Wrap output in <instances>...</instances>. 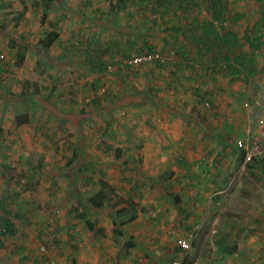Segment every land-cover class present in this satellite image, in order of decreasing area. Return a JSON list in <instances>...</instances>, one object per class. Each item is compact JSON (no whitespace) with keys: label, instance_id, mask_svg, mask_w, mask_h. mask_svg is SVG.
I'll return each mask as SVG.
<instances>
[{"label":"crops","instance_id":"crops-1","mask_svg":"<svg viewBox=\"0 0 264 264\" xmlns=\"http://www.w3.org/2000/svg\"><path fill=\"white\" fill-rule=\"evenodd\" d=\"M209 1L215 7L208 6ZM88 11L96 13L95 6L89 7ZM118 13L125 14L122 23ZM135 14L140 18L139 25L142 27L138 30L142 32L134 31L137 30L134 26ZM49 15L55 17L53 13ZM112 15L115 19L112 21L113 25L125 24L130 28L120 36L115 32L114 36L121 37L123 43L122 40L119 39L118 42V39L114 38L105 42V46L118 47L124 44L132 48L138 43L167 51L169 45L177 44L182 50L181 58L170 62L174 66L152 63L150 71L141 73L140 83L133 80L135 84L131 81L122 84L120 81L121 85L118 86L124 88V92L113 85L119 81H113V67L116 69V64L108 65L105 70L106 64L109 63H103L102 72H93L94 80L98 81L101 73H107V79H111L112 83L104 93L108 99L103 103L105 106L94 110L97 112L95 119L100 120V117L107 114L109 116L110 111L118 121H127V125L132 123L131 126H138L140 132L137 129V132H130V135L134 141L144 145L141 155L143 171L154 181L146 182L141 188H137L135 179L142 173L130 164L128 167L124 166L125 155H121V149L116 145L111 156L118 161V166H107L106 170L100 166L102 171L96 173L104 175L103 181L119 189L124 200L116 206L132 208L128 218L121 220L125 223L123 227L118 228L116 223L114 224L121 234L114 229V236L110 234L106 239H101L97 235L93 242H82L81 245L78 243L77 247H66L61 245L57 238H52V248L48 250L47 259L50 264H107L103 262L105 257L112 255L122 244L123 253L127 257L120 256V264H135V261L137 264H144L143 260L152 264H156L154 261L165 264L166 259L160 256L161 251H167L168 247V254L172 255L174 262L176 255L182 250L178 244H174L175 235L177 238L186 239L191 232V226L198 227V224H201L209 228L203 231V238L213 239L216 244L211 249V258L204 264H220L223 259L221 264H229L231 262L227 256L221 257L227 255L229 250L225 246L227 238L237 230L242 232V236L248 237L256 236L258 230L264 231V181L259 179L264 177V135L261 137L257 134V121L264 113L263 0H153L151 3L148 1L146 10L139 14L126 5L124 9L116 10ZM78 21L82 26L85 18L81 22L79 17ZM62 25L67 28L64 36L67 41L76 33H86L90 30L91 36L102 30L91 25L80 28L70 22ZM202 28L209 32L204 37L202 46H210L209 42L212 41L222 50L215 48L213 52H195ZM209 30L215 33V38L209 36ZM56 31L59 35L54 43L62 41L60 30ZM108 31L111 34L113 30L105 28L104 32ZM136 33L143 34V37L136 38ZM75 40L84 38L77 37ZM222 55L225 56L221 60ZM115 58L113 63L123 60L117 56ZM187 62L192 66L188 64L186 70L181 69ZM224 62L230 64L227 70H223L220 78L216 80L210 78L207 73L214 72L213 69L218 65L216 63ZM125 92L132 96L128 97ZM135 96H139L141 101L135 102ZM90 118L83 119L82 127L86 126L85 122ZM65 123L69 125L68 120ZM20 137L23 142L28 141V136L22 133V129ZM257 140L259 153H252V147ZM251 157L253 159L248 161ZM130 158L134 160L135 156L131 155ZM242 173L247 179L243 184L236 183L238 189H234L242 194H245V190L248 193H236L231 197L232 184L238 174ZM137 190L144 194L141 200L135 198L139 195ZM168 190L172 191V194L167 192ZM123 191L129 195H125ZM235 197L238 199L232 204L233 207L228 206L230 203L226 205V200H234ZM138 201H141V206L139 204V208H134V202L138 204ZM239 214L241 218L238 217ZM234 219H239V223L257 222V225L262 226L254 230L241 227L238 223L235 229H231L233 226L230 223ZM141 220L148 222V225L146 228L142 225L143 230L139 232L137 224ZM84 222L88 232L81 236L84 240H89L95 235L92 229L94 221L85 218ZM88 222L91 224L90 231ZM115 239L119 240L116 245ZM138 239H145L146 243H140ZM130 240L133 241L132 245ZM134 242H137L136 246ZM3 248L5 247H0V264H41L38 257H33L32 260L27 259L28 256L25 259H18L17 256L12 258ZM130 250L132 255L129 257ZM254 252L249 262L262 264L264 248H256ZM89 255L90 257H87ZM87 259H92V262ZM198 261H202V258L196 257L193 263L197 264ZM234 263L240 264L241 260L236 258Z\"/></svg>","mask_w":264,"mask_h":264},{"label":"rangeland","instance_id":"rangeland-1","mask_svg":"<svg viewBox=\"0 0 264 264\" xmlns=\"http://www.w3.org/2000/svg\"><path fill=\"white\" fill-rule=\"evenodd\" d=\"M110 1L114 0H57L55 2L57 11L52 13L55 17L57 16L54 24L56 29L61 32L62 41L54 43L49 48H40L38 39L48 30V23L53 21L55 17L52 18L48 13L41 21L43 8L40 0H0V226L4 219L14 223L12 225L13 233L10 235L0 233V238L5 245L4 252L8 253L9 256L11 255L12 258L17 256L18 259H25L28 256L27 259L32 260L38 257L41 264H50L47 253L52 248V238H57L58 242L66 247L69 245L77 247L79 246L78 243L81 245L82 242H93L97 235L101 239H106L110 234L114 236V229L116 228L115 225L112 226L110 216L106 214L108 211L111 212V217L115 219L118 228L124 226L125 223L121 220L127 219L132 212V208L128 209L124 205L109 208L107 201L95 209L85 205L83 208L86 211V216L82 219L73 218V212L67 211L72 208L75 200L85 199L96 191L98 180H103L105 177L96 173V171H102L100 166H103L105 170L107 166H118V161L111 156L116 145L120 147L121 155H125L126 163L124 166L128 167L130 164L142 173L138 179H135L137 188H141L142 184L146 182L154 181L151 176L145 175L143 171L144 165L141 155L144 145L139 141H134L130 135V132H137L138 126L133 127L131 126L132 123L127 125V121H118L112 116L113 114H110V111H108L109 116L107 114L102 118L100 117V120L99 118L96 120L94 117L97 113L94 110H99L105 106L103 103H106L108 99L104 93L112 84L111 79H107V73H101L99 80H94L93 74L95 73L93 72L99 74L103 70V63H109L106 64L105 70H107L108 65H117L116 69L113 67L115 73L113 81H119L114 82L113 85L118 90L122 89L123 92L125 89L118 86L121 85L120 81L122 84L125 81L133 82V80L140 83L141 73L150 71L152 68L150 65L152 61L146 63L136 61L129 65L124 64V59L131 58L138 52L139 48L143 47L138 43H135L132 48L122 44L118 47L116 45L110 46L108 51H99L100 48H98L99 44L97 43L103 47L105 42L112 41L114 38L118 39V42L119 39L122 40L123 43V39L119 36L125 33V30L122 31L119 29V25L112 24V21L115 20L112 14L103 13V11H107ZM127 1L131 10L139 14L146 10L149 0H143L144 2ZM253 1L250 0V2ZM21 2L26 3L27 6L22 17L16 22L4 26L5 19L9 18L6 13L7 10L15 8ZM94 6L96 13H89L88 8H94ZM118 15L119 21L125 20V14L118 13ZM79 17L81 22L85 18L82 26L91 25L92 27L97 26L99 30L102 29L96 32V35L93 34L97 37V45L89 42V40L92 41L90 30L86 33H76L69 41L64 37L67 28H64L62 24L70 22L71 24L75 23V26L78 27ZM133 17L135 19L134 25H139V16ZM96 19L98 21H95ZM107 27L113 30L111 34L109 31L104 32ZM115 32L119 36L115 37ZM70 33L73 34L74 31ZM77 37L84 38V40L77 41L75 40ZM141 37L143 34L136 33V38ZM10 42L15 44L22 42L27 46L25 59L21 66L14 64L15 49L14 45L9 46L11 45ZM169 48L170 45L167 50ZM217 49L222 50L220 47ZM115 56L123 59L122 62L113 63L116 60ZM170 61L169 59L166 64L161 66H174ZM189 65L192 66L191 63ZM216 65L217 68L215 65L212 67H215L213 73L212 71L207 73L213 80L220 78V73L225 69L227 70V66L230 64L224 62L216 63ZM180 68L186 70L187 66L183 65ZM24 69L31 71L36 69L38 71L34 75V79L40 87V92L37 95L31 94L32 81L29 80L28 83H25ZM229 73L232 72L229 71ZM34 79L32 78V80ZM124 94L128 97L132 96L128 92ZM97 98H99L98 101L93 102ZM140 101V97L135 96V102ZM101 115L102 113H100ZM85 117L91 118L86 120V126L82 127L81 123ZM67 120L69 125L65 123ZM257 124L259 129L257 134L263 137L264 121L263 124L257 121ZM20 126L22 133L27 134L28 141L23 142L21 140V129L18 130ZM138 132H140L139 129ZM73 151L79 152V156L74 158ZM131 155L135 156L134 160L130 158ZM123 174L125 175V172ZM6 177L8 180H5ZM245 179L247 178L244 173L238 174L235 184L233 183L231 187V197H234L236 193L239 195L248 193L247 190H245V194H242L234 189L237 186L236 183L243 184ZM259 179L264 181L263 176ZM157 181L159 182V180ZM159 188H161L160 182ZM167 192L172 194L170 190ZM124 194L129 195L125 192ZM137 194L139 195L135 197L136 200H141L144 194H141V190ZM237 199L238 197H235L234 200H226V205L230 203L228 206L233 207L232 204H235ZM138 202V204L134 202V208L141 206V201ZM236 208L239 209V207ZM240 215L238 217L241 218ZM85 218L88 221H94L92 229L95 235L89 240H84L81 236L88 232L84 222ZM237 220L239 219H234L230 223L233 226L231 229H235L234 227L239 224L241 227L253 228L254 230L262 226L261 224L257 225V222L248 224L239 223ZM137 225H139V232H141L143 226L146 228L148 222L141 220ZM262 228L264 229V227ZM208 229L206 225L198 224V227L192 225L191 232L185 239L188 247L180 250L174 262L172 255L168 254L169 247L167 251L163 249L160 257L166 259L164 263L179 264L184 256L191 260L190 264H195L193 261L196 257L202 258V261H198L197 264L206 263L212 256L211 249L216 246L213 239L203 238V231ZM261 230H258L256 236L251 237L242 236V232L237 230L225 240L227 243L225 246L229 250L227 255L221 257L227 256L231 262L229 264H235L236 258L241 260L240 264H257L256 261L254 263L249 261L256 248H264V231ZM175 236L174 244L177 245V235ZM130 241L132 245L133 241ZM137 241L146 243L145 239H138ZM118 243L119 240L115 239L114 245ZM136 244L137 242H134L135 246ZM146 247L150 246L146 245ZM123 250L124 246L121 244L112 255L106 256L103 262L120 264L119 257H127ZM128 253L130 257L132 250ZM134 255L136 258V254ZM77 256L80 257L78 254ZM144 257L146 259V256ZM148 257L151 258V256ZM69 258L68 255L67 259ZM223 260L220 261V264ZM89 261L92 262V259ZM143 262L144 264H152L146 260ZM154 262L156 264L161 263Z\"/></svg>","mask_w":264,"mask_h":264},{"label":"trees","instance_id":"trees-1","mask_svg":"<svg viewBox=\"0 0 264 264\" xmlns=\"http://www.w3.org/2000/svg\"><path fill=\"white\" fill-rule=\"evenodd\" d=\"M56 1L57 0H40L41 7L43 8V11L41 13V21H43V19L46 17V14L57 11L56 8H55V6H56L55 2ZM138 1L141 2L143 0H138ZM151 2H153V0H149V3H151ZM126 5H128V1L127 0L110 1L108 3L107 11L106 12L103 11V13L105 12L106 15H107V13L109 15H111L116 10L124 9ZM209 5L211 7H213L214 4H212L209 1L208 6ZM214 7H215V5H214ZM26 9H27V6H26V3H24V2H21V3L17 4L15 8H9L7 10V12H6L7 16L9 18L7 20L5 19L4 26L19 20L22 17V15L24 14ZM99 13H100V11H99ZM75 14H77L76 11H75ZM55 20L56 19H54V21ZM54 21H53V23H49L48 24V26H49L48 30H46L44 32L43 36L38 39V45L40 46V48H49L51 46V44H53L56 41V39L58 38L59 34L56 31V26L54 24ZM106 22H108V21H106ZM134 26L137 29V30H134L135 32H142V31L138 30V28L140 29L142 26H140L138 24H136ZM129 28L130 27L127 26V25H121V26L119 25V29L122 30V31L123 30H125V31L129 30ZM206 30L207 29H205V31H204V29L202 28V30L200 31L199 34H201V36L198 37V40H197L198 44H197V47L195 48V50H196L195 52H200V51H203V50L205 52L206 51L213 52V50L215 48L216 49L218 48V46H215V44L212 41L209 42L210 46H205V47L202 46V41H203L204 37L207 36V34L209 33V32H206ZM209 31H210L209 36L212 37V38H215V33H213L211 30H209ZM96 38L97 37L92 34L91 35L92 41L89 40V42H91L94 45L99 44V47H98V48H100L99 51H108L109 46L100 47V43H97L98 40ZM209 40H210V38H209ZM10 44L11 45H9V46H13L14 45V49H15L14 50V64L16 66H21L23 64L24 59H25L27 46H26V44H23L22 42L21 43L18 42L16 44L10 42ZM142 44H143V42H142ZM213 44H214V46H213ZM181 52H182V50L179 49L177 44H171L170 48L167 51H160L159 49H157L156 47H153V46H143V47L138 49V52L135 53V55L143 54V53H160L161 55L168 57V59L165 62H163V63H160L157 60H152V63L154 62L155 64L162 65V64H166L169 59L171 60L170 62H172V61L174 62L177 59V57L179 58L182 55ZM224 56L225 55L221 56V60L224 58ZM124 63L129 65V63L127 62V59H125ZM181 64H183V63H181ZM185 65L188 66V64H185ZM37 73H38V71H36V69H34V71H31L29 69H24L23 70V76H24L25 83H28L29 80L32 81L31 82V86H32L31 94L32 95H37L40 92V87H38V83L34 79V75L37 74ZM32 78L34 80H32ZM77 156H79V152L73 151V157L75 158ZM252 157L248 161H251V159H253ZM9 177H11V176L9 175ZM5 180H8V178L5 179ZM123 200H124V198L122 197V194L119 192V189L117 187H115V186H113V185H111V184H109V183H107V182H105L103 180H98V188L96 189V191L93 194H91L90 196L86 197L85 199H77V200H75L72 208L68 209L67 211L68 212L69 211L73 212L72 213V217L73 218L82 219L86 215V211L83 208V207H85V205H88L90 208L95 209V208L101 207L103 205V202L107 201L108 205H109V208H114L116 206V204H118L119 202H121ZM107 216L111 217V212L110 211L107 212ZM111 222H112L113 225L116 223V221H115V219L113 217H111ZM12 225L13 224H12V222L10 220L4 219L3 224H1V226H0V233L2 235H10V234H12L13 233ZM87 227H88V229L90 231L91 230V224L89 222L87 224ZM115 228H116V226H115ZM116 230L118 231L119 234H121L119 229L116 228ZM221 245L223 246V244H221ZM4 246H5L4 242L0 238V247H4ZM180 263L181 264H190L191 260H189L187 256H184Z\"/></svg>","mask_w":264,"mask_h":264},{"label":"built area","instance_id":"built-area-1","mask_svg":"<svg viewBox=\"0 0 264 264\" xmlns=\"http://www.w3.org/2000/svg\"><path fill=\"white\" fill-rule=\"evenodd\" d=\"M152 60H157L160 63H163L167 60L166 56L161 55L160 53H143V54H138V55H133L131 58L127 59V62L129 64L134 63V62H141V63H146V62H151ZM264 121V116L261 117L259 122L263 124ZM241 146V143H238ZM252 153H258V145L257 142L256 144L252 147ZM177 244L182 248L185 249L188 247V243L186 242L185 239L177 238ZM177 264V263H174Z\"/></svg>","mask_w":264,"mask_h":264}]
</instances>
